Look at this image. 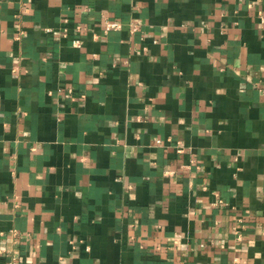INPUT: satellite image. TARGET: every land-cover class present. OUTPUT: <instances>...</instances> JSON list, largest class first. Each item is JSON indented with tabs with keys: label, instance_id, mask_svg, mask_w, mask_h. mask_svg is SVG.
<instances>
[{
	"label": "crops",
	"instance_id": "0c3cea01",
	"mask_svg": "<svg viewBox=\"0 0 264 264\" xmlns=\"http://www.w3.org/2000/svg\"><path fill=\"white\" fill-rule=\"evenodd\" d=\"M0 264H264V0H0Z\"/></svg>",
	"mask_w": 264,
	"mask_h": 264
},
{
	"label": "built area",
	"instance_id": "2783aa9c",
	"mask_svg": "<svg viewBox=\"0 0 264 264\" xmlns=\"http://www.w3.org/2000/svg\"><path fill=\"white\" fill-rule=\"evenodd\" d=\"M120 28H122V24L119 22H108L107 24V30L120 29ZM75 45L79 46L80 45L79 41L75 42Z\"/></svg>",
	"mask_w": 264,
	"mask_h": 264
}]
</instances>
